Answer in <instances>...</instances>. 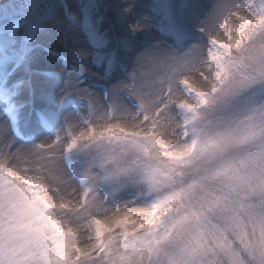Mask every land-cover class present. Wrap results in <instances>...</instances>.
Wrapping results in <instances>:
<instances>
[{
  "label": "snow or ice",
  "instance_id": "1",
  "mask_svg": "<svg viewBox=\"0 0 264 264\" xmlns=\"http://www.w3.org/2000/svg\"><path fill=\"white\" fill-rule=\"evenodd\" d=\"M0 104V264H264V0H0Z\"/></svg>",
  "mask_w": 264,
  "mask_h": 264
},
{
  "label": "rangeland",
  "instance_id": "2",
  "mask_svg": "<svg viewBox=\"0 0 264 264\" xmlns=\"http://www.w3.org/2000/svg\"><path fill=\"white\" fill-rule=\"evenodd\" d=\"M17 2H20V0H17ZM66 2L69 4H73L75 3V0H66ZM212 2L213 0H200V3L203 4H211ZM155 34L156 33H153V35ZM69 39L70 40L75 39L79 42L80 45H82L83 38L79 35L73 37L70 34ZM148 43L155 44L156 41L151 40L145 42V47H147ZM48 47L59 48L62 50L60 37L52 35L50 31L38 35L36 39V45L34 46V50L31 53L32 63H33L32 71H29L27 68H19L10 75V81L15 82L21 79L30 80L32 82V87L28 88L25 86L21 88L17 98L18 102L26 103L31 108H35L37 110L41 108L51 107L53 108V110H55L58 113V117L62 122L64 116L67 115L69 112H71L72 109L67 105H65L63 108L55 105H50L48 102V98L53 95V89L50 86H48L46 83H44L41 80V78L33 74L37 68H39L41 71H54V72L60 71V62L55 58L48 56L47 53L44 51V49ZM148 50L151 51V49ZM129 71H131V67L129 68ZM123 79H124L123 75H118L115 79H113L112 84H115L117 80H123ZM109 87L111 88V85H109ZM94 99L99 108V111L103 112L104 100L101 98L100 94H97L94 97ZM84 102L87 103V100L85 99ZM120 102L127 105V102L124 101L122 98ZM2 109H3V105L0 104V122L4 120V114ZM34 127H35V120L33 119L32 123L29 125L28 130L30 131ZM45 135L47 134L46 133L41 134L37 138L36 143H40ZM20 143H22V141H20Z\"/></svg>",
  "mask_w": 264,
  "mask_h": 264
}]
</instances>
